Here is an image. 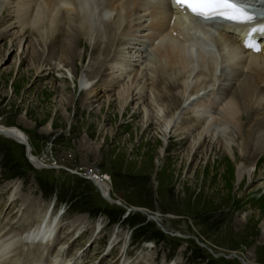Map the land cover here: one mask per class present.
<instances>
[{"label":"rangeland","instance_id":"374dc122","mask_svg":"<svg viewBox=\"0 0 264 264\" xmlns=\"http://www.w3.org/2000/svg\"><path fill=\"white\" fill-rule=\"evenodd\" d=\"M12 17L8 13L0 17V33ZM126 29L123 26L115 38L121 47L133 48L135 38L125 34L139 37L142 33ZM55 30L54 35L49 32L51 40L45 46L31 30L22 47L14 37L0 34V125L23 133L35 156L54 164L37 170L24 145L0 135L1 234L14 238L56 216L50 238L56 237L55 256L71 262L64 264H97L98 260L99 264H264V155L257 160L256 178L240 184L231 170L221 181L225 161L219 176L205 172L218 154L209 151L189 159L192 137L182 146L176 139L173 144L168 145V139L163 144L158 139L161 135L155 136V123L142 128L143 111L133 108L138 101L123 110L115 91H109L97 101L93 99L91 106L83 105L85 95L81 96L76 78L88 68L91 54L86 42L80 44L75 36L73 47L82 57L56 69L60 41L67 39L59 26ZM56 35L63 39L56 40ZM144 45L141 54L149 60ZM122 59L128 60L126 54ZM38 64L50 71L35 73ZM106 74L108 70L95 76L93 83L101 84ZM63 79L68 81L67 88ZM107 96L113 105L107 106ZM216 102L214 109L222 110L224 103ZM252 116L245 120L237 116L235 126L219 133L230 140L236 154L241 153L243 140L239 126L249 130L256 125ZM48 125L53 128L47 132ZM207 145L211 146L207 143L200 152H206ZM226 153L230 163L237 165V155L229 148ZM71 171L106 179L112 196L123 205L108 202L93 181ZM23 255L16 252L13 256L23 263L34 258L43 261L37 255L25 260ZM53 257L45 263L51 264Z\"/></svg>","mask_w":264,"mask_h":264},{"label":"bare ground","instance_id":"6f19581e","mask_svg":"<svg viewBox=\"0 0 264 264\" xmlns=\"http://www.w3.org/2000/svg\"><path fill=\"white\" fill-rule=\"evenodd\" d=\"M163 1L168 2V0L159 2ZM129 2L133 5H128ZM159 2L156 0H0V17L6 13L9 16L13 15L12 19L10 18L13 21L5 22L0 34L2 37L8 35L14 37L15 41H18V47H22L28 41L25 40L28 38L26 32L31 30L38 35L40 44L45 46L46 41L51 40L49 32L54 35L56 30L53 29L59 26L60 32L64 33L67 40L60 41L63 38L60 39L56 35L55 39L62 42L61 56L58 57L60 65H57L56 69L63 67L62 64L66 67L71 61L82 57L73 47L75 36L80 44L86 42V50L92 57L82 77L76 78L81 96L85 95L84 100L82 99L83 105L93 104V99L97 101L101 95L115 91V98L122 103L123 110L130 103L138 101L133 108L138 106L135 110L143 111L142 128H146L149 123H155L158 126L155 136L161 135L158 139H162L163 144L167 139L168 145L173 144L176 139L182 146L192 137L188 149L189 159L192 157L194 160L195 154L206 156L209 151L218 154V160L206 168V175L213 171L214 176H219V167L225 161L226 169L219 177L221 181L231 170L240 184H243L247 178H256L255 173L260 165V160H257L259 156L264 155V55L246 53L234 35L221 31L213 34L212 29L200 28L197 25H190L191 30L187 27L188 22L182 18H176L172 22L175 11L173 12L169 4ZM66 21L70 22L68 26ZM123 26L128 32L142 33L137 40L139 43L133 44V48L121 47L115 38ZM102 33L107 36H100ZM146 43L154 47L155 59L144 60L141 49L143 50L142 45ZM127 49L131 50L126 52ZM24 54L25 51L22 55ZM124 54L128 59L126 61L122 59ZM36 60L35 58V62ZM36 69L35 73L37 71L41 74L50 71L46 70L43 64H38ZM107 70V77L104 75L100 80L101 84L95 85L93 79ZM63 80L67 88V79ZM54 88L58 92L61 90L60 87L54 86ZM111 99L107 96V106L113 105ZM216 99L224 103L222 110H219V107L217 108L219 111L214 109ZM240 115L244 120L245 117L249 119L255 115L256 125L253 124L249 130L239 126L241 129L238 130L243 140L241 153L236 154L230 146V140L222 139L219 133L229 126H235L236 118ZM211 117L215 120L213 121ZM52 128L53 126L48 125L47 132ZM0 135L11 137L20 143L24 140L28 141L23 133L1 125ZM207 143L211 146L207 145L206 152H200ZM218 145H222L220 150ZM225 148L227 151L229 148L233 155H237V165L235 162L232 163L234 166L230 163ZM153 153L157 155V151ZM33 159L39 164L38 158ZM183 165L185 166L186 162ZM261 170L263 178L264 167ZM89 177L93 178V182L104 194L109 195L111 187L106 179L96 174H91ZM226 186L228 187L229 184ZM55 218L51 216L47 223L44 219L37 229L14 238L2 235L3 232L0 231V264H46L42 260L35 262L34 257L32 261L23 263L14 256L13 259H8L5 255H8L13 245L17 246L16 249L20 252L18 254L22 255V250L25 249L24 243L33 238L39 237L46 246L54 244L56 237L54 240L50 237L55 233L57 217ZM34 232L36 233L33 234ZM6 238L7 240L4 241L3 239ZM62 249H59L60 253ZM51 262L55 264L56 258L53 257Z\"/></svg>","mask_w":264,"mask_h":264},{"label":"snow or ice","instance_id":"6c2138e0","mask_svg":"<svg viewBox=\"0 0 264 264\" xmlns=\"http://www.w3.org/2000/svg\"><path fill=\"white\" fill-rule=\"evenodd\" d=\"M171 4L195 20L205 22L220 20L233 25H254L260 18L247 10L244 0H171ZM250 31L254 36L259 35L260 40L249 39L246 47L256 52L264 50V24Z\"/></svg>","mask_w":264,"mask_h":264}]
</instances>
